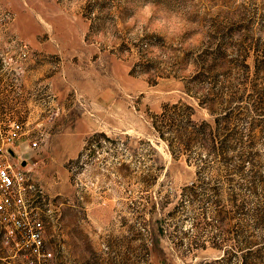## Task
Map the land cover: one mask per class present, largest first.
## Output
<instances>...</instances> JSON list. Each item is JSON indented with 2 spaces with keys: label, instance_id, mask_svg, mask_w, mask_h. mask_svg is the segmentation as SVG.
Masks as SVG:
<instances>
[{
  "label": "rangeland",
  "instance_id": "obj_1",
  "mask_svg": "<svg viewBox=\"0 0 264 264\" xmlns=\"http://www.w3.org/2000/svg\"><path fill=\"white\" fill-rule=\"evenodd\" d=\"M87 2L0 0V160L35 186L26 205L44 220L52 264H209L224 254L218 239L170 237L192 236L205 205L182 204L197 166L152 120L178 104L213 122L227 93L260 103L264 0H109L93 33ZM14 121L23 131L10 143ZM95 132L105 135L88 145ZM253 134L264 168V121ZM208 175L226 197L225 173ZM0 218V264H23V237L8 241Z\"/></svg>",
  "mask_w": 264,
  "mask_h": 264
},
{
  "label": "trees",
  "instance_id": "obj_2",
  "mask_svg": "<svg viewBox=\"0 0 264 264\" xmlns=\"http://www.w3.org/2000/svg\"><path fill=\"white\" fill-rule=\"evenodd\" d=\"M107 1L88 0L84 6L83 14L91 21L90 33L100 29L101 16L97 13L105 10ZM112 6L114 4H110ZM244 95L225 94L226 97L222 98L225 106L220 112H214L213 122L196 120L192 106L186 105L189 111L185 113L178 109V104L164 105L162 112L154 114L152 120L171 154L175 158L186 155V160L197 166L196 181L183 188L182 204L202 202L205 205L204 210L195 216L192 236L188 230H183L170 237L173 241L176 238L179 246L196 245L198 248L206 247L208 237L218 239L214 246L222 249L224 254L209 264H264V168L258 163L257 142L253 134L264 121V92L259 94L260 103L254 100L246 106L240 104ZM252 114L259 123L253 122ZM243 122L249 126L246 128ZM104 135L95 132L87 139L88 145ZM75 162L70 161V165ZM214 168L225 173L224 182L230 185L226 197L220 192L223 180L208 175ZM220 195L232 209L224 208L226 205H222ZM168 215L172 219L176 213L171 211ZM232 222L234 224L229 226ZM224 225L227 228H222Z\"/></svg>",
  "mask_w": 264,
  "mask_h": 264
},
{
  "label": "built area",
  "instance_id": "obj_3",
  "mask_svg": "<svg viewBox=\"0 0 264 264\" xmlns=\"http://www.w3.org/2000/svg\"><path fill=\"white\" fill-rule=\"evenodd\" d=\"M22 131L20 122H12L8 142L13 143ZM34 188L26 170L0 160V216L4 217L6 239L15 241L19 235L23 237L21 247L26 252L23 264H52L54 254L46 246L44 220L26 205L27 193Z\"/></svg>",
  "mask_w": 264,
  "mask_h": 264
}]
</instances>
